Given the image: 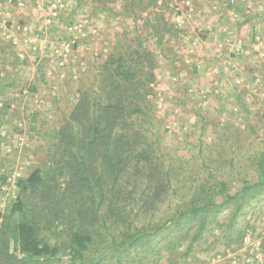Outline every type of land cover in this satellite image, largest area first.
I'll list each match as a JSON object with an SVG mask.
<instances>
[{"label":"rangeland","instance_id":"374dc122","mask_svg":"<svg viewBox=\"0 0 264 264\" xmlns=\"http://www.w3.org/2000/svg\"><path fill=\"white\" fill-rule=\"evenodd\" d=\"M134 50L157 62L154 119L143 124L152 140L193 167L199 142L203 153L216 146L221 177L234 153L233 173L253 185L248 156L264 151V0H0L1 216L16 179L46 160L78 91L96 86L106 58ZM239 184L230 179L246 199L234 222L231 204L186 257L189 238L142 262L264 264V194Z\"/></svg>","mask_w":264,"mask_h":264},{"label":"trees","instance_id":"16d2710c","mask_svg":"<svg viewBox=\"0 0 264 264\" xmlns=\"http://www.w3.org/2000/svg\"><path fill=\"white\" fill-rule=\"evenodd\" d=\"M156 65L149 52L111 55L96 86L78 91L50 134L46 160L16 179V197L0 215V264H146L189 238L186 257L227 206H235L231 223L244 209L230 179L242 192L264 194L259 148L248 156L249 186L233 173V152L221 177L225 160L216 146L203 153L199 142L190 155L201 161L193 167L152 140L143 124L154 119L147 90ZM133 251L137 257L127 259Z\"/></svg>","mask_w":264,"mask_h":264}]
</instances>
